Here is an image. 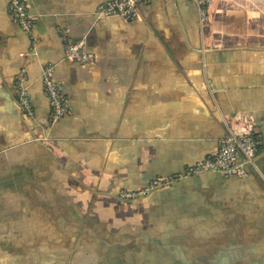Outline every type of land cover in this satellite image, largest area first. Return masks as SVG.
Instances as JSON below:
<instances>
[{
    "label": "crops",
    "instance_id": "obj_1",
    "mask_svg": "<svg viewBox=\"0 0 264 264\" xmlns=\"http://www.w3.org/2000/svg\"><path fill=\"white\" fill-rule=\"evenodd\" d=\"M105 1L26 0V33L0 0V264H264V0H213L203 32L192 0H144L130 21L97 18ZM60 30L95 62L66 60ZM45 65L68 99L53 122ZM227 127L260 137L247 178L119 196L203 159Z\"/></svg>",
    "mask_w": 264,
    "mask_h": 264
},
{
    "label": "built area",
    "instance_id": "obj_2",
    "mask_svg": "<svg viewBox=\"0 0 264 264\" xmlns=\"http://www.w3.org/2000/svg\"><path fill=\"white\" fill-rule=\"evenodd\" d=\"M197 7L198 22L203 32L209 19V10L213 0H192ZM144 0H107L100 3L95 10L97 18L117 16L125 21L135 20L139 16V9ZM7 10L13 23L26 33H30L34 25V18L29 12L26 0H8ZM64 44V57L68 61L81 64L95 62V55L86 50L83 40H72L64 31L60 30ZM24 74L21 72L16 81V96L23 118L33 116V106L30 94L24 85ZM43 92L50 107L51 122L59 119L68 112V99L60 81L54 77V66H43L40 73ZM41 139V138H40ZM260 137L250 130L241 132L227 127L225 136L219 139L218 147L203 159L198 160L184 171L151 179L145 186L133 191H120L121 198L144 196L149 192L165 188L174 183L207 172H218L224 176L247 178L258 170L256 153L260 146Z\"/></svg>",
    "mask_w": 264,
    "mask_h": 264
}]
</instances>
